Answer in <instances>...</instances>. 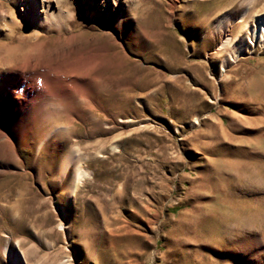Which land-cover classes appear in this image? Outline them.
I'll list each match as a JSON object with an SVG mask.
<instances>
[{
	"label": "rangeland",
	"instance_id": "obj_1",
	"mask_svg": "<svg viewBox=\"0 0 264 264\" xmlns=\"http://www.w3.org/2000/svg\"><path fill=\"white\" fill-rule=\"evenodd\" d=\"M259 14L264 0H0V51L52 49L23 75L98 76L51 136L28 110L9 128L0 264H264Z\"/></svg>",
	"mask_w": 264,
	"mask_h": 264
},
{
	"label": "bare ground",
	"instance_id": "obj_2",
	"mask_svg": "<svg viewBox=\"0 0 264 264\" xmlns=\"http://www.w3.org/2000/svg\"><path fill=\"white\" fill-rule=\"evenodd\" d=\"M25 14L26 13L23 11L22 16L24 20L27 16ZM10 17L11 19L8 18V21H12L13 23L10 22L12 25L9 27V32L13 33L15 32L14 30L17 25L15 20L17 19L14 20V15ZM32 18L38 22V17L34 18L32 16ZM255 21V28L253 27V33L255 32L254 39H264V14L257 15ZM34 35L35 37L38 36L36 33ZM28 38H32V36ZM24 39H26L25 36H23V38L17 37L16 44L4 48L2 47L0 51V150L2 151L7 147L8 151L12 148L8 131L11 125L15 123L23 112L28 110L32 113L35 121L33 127L34 133L36 134V141L40 139V137L51 136L57 132L58 129H61L60 127L62 126H59L62 124V113H60V109L57 105L68 97L74 95L80 97L84 96L87 92L88 84L95 83L98 78V76L97 78L88 77V81L86 82V76L89 75V71L87 69L86 71L84 70L86 67L84 66V62H80V64L74 63V65H72L74 68H72V71L76 72L77 77L73 80L69 78L71 80L69 82L67 81L68 79L58 78L56 74L50 76V78H45L46 72H38V77L23 75V70L25 68L34 70L37 67L41 69L43 66H46V63L49 62L48 60H51L52 54V49L44 48L43 44H39L37 41V43L30 42V44L27 41L28 44H26V48H24L23 51L22 43ZM55 68L56 66L48 69L52 71ZM70 71L71 68L69 72ZM81 75L83 78H81ZM71 158L72 156L69 153L63 160V171L70 163ZM1 167H4V165L1 164Z\"/></svg>",
	"mask_w": 264,
	"mask_h": 264
}]
</instances>
